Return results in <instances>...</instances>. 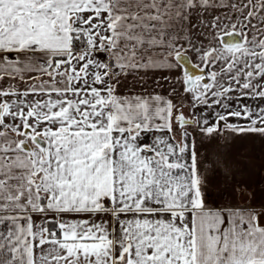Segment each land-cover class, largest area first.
I'll list each match as a JSON object with an SVG mask.
<instances>
[{
	"label": "snow or ice",
	"instance_id": "obj_1",
	"mask_svg": "<svg viewBox=\"0 0 264 264\" xmlns=\"http://www.w3.org/2000/svg\"><path fill=\"white\" fill-rule=\"evenodd\" d=\"M253 136L264 0H0V264H264Z\"/></svg>",
	"mask_w": 264,
	"mask_h": 264
},
{
	"label": "crops",
	"instance_id": "obj_2",
	"mask_svg": "<svg viewBox=\"0 0 264 264\" xmlns=\"http://www.w3.org/2000/svg\"><path fill=\"white\" fill-rule=\"evenodd\" d=\"M244 138V139H242ZM242 138H238L236 140V142L231 146V153H233V158L240 161L241 158V149L242 146H247L250 149V151L254 150V153H256L257 155V161H255V163L257 162V173L258 175L264 177V138H260V137H251V139H247L246 137H242ZM243 141H242V140ZM236 149V155L234 154L233 150ZM241 165V164H240ZM252 167H254V164H252ZM250 170H252V168L250 167ZM220 182V181H219ZM258 178L253 182V184H251L249 187V193L256 199V200H260V199H264L262 198V193L261 192H257L259 188H257L258 186ZM225 182L224 180L221 181V187L220 189L216 190V188L212 189L211 188V196H210V200L213 202H219V203H223V199L221 198V193L225 190ZM223 187V188H222Z\"/></svg>",
	"mask_w": 264,
	"mask_h": 264
},
{
	"label": "rangeland",
	"instance_id": "obj_3",
	"mask_svg": "<svg viewBox=\"0 0 264 264\" xmlns=\"http://www.w3.org/2000/svg\"><path fill=\"white\" fill-rule=\"evenodd\" d=\"M246 138L251 139V137H246ZM242 139H244V138H242ZM248 145L249 144H247V146H242L241 154H240L241 158H240L239 163L241 164V167L243 168L244 174L247 177L250 185L253 184V182L258 178L259 184H258L257 188H259V189H257L258 190L257 192H261L262 198H264V177L258 175V173H257V166L258 165H257V162L255 163V161H257V155H256V153H254V150L250 151V149L248 148ZM233 152L236 155V153H237L236 149H234ZM231 154L233 156V153H231ZM263 157H264V155H263ZM252 164H254V167H252ZM250 167L252 168L253 171L250 170ZM222 180H223V178L220 176L213 177L211 188L212 189L216 188V190L220 189Z\"/></svg>",
	"mask_w": 264,
	"mask_h": 264
}]
</instances>
